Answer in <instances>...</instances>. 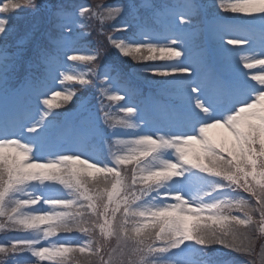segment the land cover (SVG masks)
Masks as SVG:
<instances>
[{"label":"snow or ice","instance_id":"snow-or-ice-1","mask_svg":"<svg viewBox=\"0 0 264 264\" xmlns=\"http://www.w3.org/2000/svg\"><path fill=\"white\" fill-rule=\"evenodd\" d=\"M0 234V264H264V0H0Z\"/></svg>","mask_w":264,"mask_h":264},{"label":"rangeland","instance_id":"rangeland-1","mask_svg":"<svg viewBox=\"0 0 264 264\" xmlns=\"http://www.w3.org/2000/svg\"><path fill=\"white\" fill-rule=\"evenodd\" d=\"M110 1H111V0H108V2H110ZM86 2L91 3V2H94V0H86ZM24 20H25V16L22 14V15L18 18L17 23H18V24H23V23H24ZM0 236H1L0 238H2V234H1Z\"/></svg>","mask_w":264,"mask_h":264}]
</instances>
